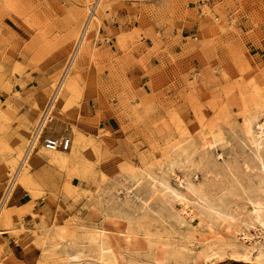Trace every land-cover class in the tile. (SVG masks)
I'll return each mask as SVG.
<instances>
[{
	"label": "rangeland",
	"instance_id": "1",
	"mask_svg": "<svg viewBox=\"0 0 264 264\" xmlns=\"http://www.w3.org/2000/svg\"><path fill=\"white\" fill-rule=\"evenodd\" d=\"M246 1L0 0V264H264L243 241L264 251V172L243 126L264 119V56L250 51L264 0L243 33ZM44 136L80 140V161L55 163Z\"/></svg>",
	"mask_w": 264,
	"mask_h": 264
},
{
	"label": "bare ground",
	"instance_id": "2",
	"mask_svg": "<svg viewBox=\"0 0 264 264\" xmlns=\"http://www.w3.org/2000/svg\"><path fill=\"white\" fill-rule=\"evenodd\" d=\"M92 14V13H91ZM96 15L93 14L92 17H95ZM90 17V18H92ZM50 105V106H49ZM48 107L47 108L48 110L47 111H50L53 107V102L52 103H49ZM264 109V107H263ZM264 114V112H263ZM264 117V115L262 116ZM45 116L43 117L42 121L44 120V122L41 121L39 127H38V131L37 133L31 137L30 141V145H29V150L32 149L34 143L38 140L39 136H40V133L44 131V129L46 128V125L48 122H51L52 121V118H51V115L49 113V118L48 119H44ZM259 120L256 119V122H253V124L251 122H247L245 121L244 123V132H245V136L247 137V139L251 142V144L253 146H255L256 148V152H257V157L259 159V162H260V165H261V169L263 170L264 172V148L262 147L263 146V143H264V119L260 120V121H257ZM254 125L255 128H256V131H253L251 125ZM39 134V136H38ZM76 140V139H75ZM72 141V140H71ZM218 139L216 137H213L212 139H209L208 140V143H209V146L210 148L212 147H215L217 144H218ZM72 148L70 147L71 150H69L70 152L67 154L66 151H63V150H54V151H50L48 150L44 144H43V148L44 150L47 152V153H52V157H53V161L55 163H58L59 165H63V166H75L79 161H80V154H81V143H80V140L77 139V141H75V143H73V145L71 144ZM66 153V154H64ZM256 159V158H255ZM257 161V160H256ZM259 164V163H258ZM262 183H264L262 181ZM260 184V183H259ZM258 184V185H259ZM12 185V184H11ZM262 186V185H261ZM12 186H10V189L6 195V198L4 200V203L7 202L9 196H10V193L12 191ZM9 188V185L8 187ZM257 204V203H256ZM184 205V204H183ZM258 207V206H257ZM261 207V206H260ZM256 208V207H255ZM262 209V207H261ZM256 210H259V209H256ZM187 211V210H186ZM256 212V211H255ZM260 211H257L256 213V224L258 225V228L260 229L259 232H258V235L259 237L262 235L261 232L264 231V220L261 218L262 215H260L259 213ZM264 212V211H262ZM196 214V213H195ZM195 214H193L191 212V210L188 211V215L194 220L195 219ZM191 219V220H192ZM199 221V220H198ZM193 222V221H192ZM204 222V221H203ZM255 222V220H254ZM202 223V222H201ZM253 223V222H252ZM199 224V223H198ZM254 225V224H253ZM194 227V226H193ZM253 227V226H252ZM258 230V229H257ZM120 231V230H119ZM122 233V232H121ZM99 234L100 236L103 238L104 235L99 231ZM243 241L249 243V246L246 248L245 250V255L246 256H250V257H253V259L255 260H259L260 262L263 260L264 261V251H261L260 249H257V245L255 246V240L250 238L249 236H246V235H243ZM106 238V237H104ZM261 238V237H260ZM259 238V239H260ZM257 239V238H256ZM264 239V238H263ZM259 242V241H258ZM245 244V243H244ZM258 244V243H257ZM261 246V245H260ZM244 247V245H243ZM264 247V245H263ZM103 249H106V252L108 255H111V254H116V252L118 251V248H117V242L115 240H111V242H109L107 244V246H103ZM118 253V252H117ZM114 256V255H113ZM116 256V255H115ZM255 260V261H256Z\"/></svg>",
	"mask_w": 264,
	"mask_h": 264
},
{
	"label": "crops",
	"instance_id": "3",
	"mask_svg": "<svg viewBox=\"0 0 264 264\" xmlns=\"http://www.w3.org/2000/svg\"><path fill=\"white\" fill-rule=\"evenodd\" d=\"M218 1H221V2L227 1L228 2V0H218ZM229 1L237 3V0H229ZM259 1L260 0H247L243 4H239V3L236 4L238 11H239V15H238L239 21H238L236 27L238 29L242 30L243 33H248L251 29L254 28V25L252 24L251 19L256 18L255 12L259 11ZM214 4H215V0H209L210 6H213ZM254 4H256V6H254ZM256 20H257V18H256ZM257 27L260 29V31L264 35V23H259L257 25ZM185 28L187 29L188 32H190L189 27H183L181 25L179 26V29H183V31L185 30ZM195 28H197V30H198V28H200V26H194V31H195ZM196 33L194 32L195 35H198L199 32L196 31ZM175 35H176V32L175 31L172 32L173 39H174V37H177ZM263 38H264V36H263ZM163 40L169 43V45L171 46L170 47L171 52H173L174 54H179V55L181 54V49L179 48L180 46L175 44L173 42V40L167 41L168 38H166V39L164 38ZM260 44H261L260 50H258L257 48L254 50L253 49L254 45L250 44L251 54H257L259 57L264 56V39H262L260 41ZM153 48H154V45L152 44V42L149 41L148 39L145 40L144 42H142V55L147 54V50H152ZM152 55H153V57H151V60H150V71H151V73H156V71L161 68V63H159L160 60H164L166 58L167 54L162 53V54H158L156 56L154 54H152ZM135 57L138 58L139 55H136ZM163 66L165 67L166 74L168 72H174V67L170 66L167 61H165L163 63ZM129 78L132 79V82L135 84L136 88H140V89L144 90L146 92V94H148V95L151 94V89L148 86L150 79L148 77H146L145 73H143L139 67L134 68V70L130 73ZM19 200L20 201L16 203L17 207H23L24 205H26L30 202V201H26V200L21 201L22 199H19ZM34 208H36V207H34ZM28 218H29V216L26 217V219H28ZM4 238H10V237L4 236Z\"/></svg>",
	"mask_w": 264,
	"mask_h": 264
},
{
	"label": "built area",
	"instance_id": "4",
	"mask_svg": "<svg viewBox=\"0 0 264 264\" xmlns=\"http://www.w3.org/2000/svg\"><path fill=\"white\" fill-rule=\"evenodd\" d=\"M97 4L98 3H96V5ZM96 5H95V7H96ZM76 46H77V44L75 45V47H74V49L72 51V54L74 53ZM72 54H71V56H72ZM70 59H71V57H70ZM70 59L67 62V65L69 64ZM47 110L48 109H45V111H44L45 112V114H44L45 115V119L49 118V113H48ZM41 141L44 144V146L50 151H54V150H58L59 149V150H63V151L67 152V151L70 150V147H71V144H72L71 139L68 138V137H60V138L56 139V138H53L52 136H44L43 138L41 137ZM5 198H6V196L4 197L3 200H5Z\"/></svg>",
	"mask_w": 264,
	"mask_h": 264
}]
</instances>
